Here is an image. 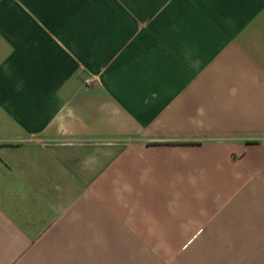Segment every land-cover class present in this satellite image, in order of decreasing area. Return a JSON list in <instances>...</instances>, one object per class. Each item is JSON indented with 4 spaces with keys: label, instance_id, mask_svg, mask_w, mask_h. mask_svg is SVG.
I'll return each instance as SVG.
<instances>
[{
    "label": "crops",
    "instance_id": "crops-1",
    "mask_svg": "<svg viewBox=\"0 0 264 264\" xmlns=\"http://www.w3.org/2000/svg\"><path fill=\"white\" fill-rule=\"evenodd\" d=\"M262 203L264 0H0V264H264Z\"/></svg>",
    "mask_w": 264,
    "mask_h": 264
},
{
    "label": "rangeland",
    "instance_id": "rangeland-1",
    "mask_svg": "<svg viewBox=\"0 0 264 264\" xmlns=\"http://www.w3.org/2000/svg\"><path fill=\"white\" fill-rule=\"evenodd\" d=\"M256 190H257V189H256ZM236 197H237V198H241L240 195H236ZM258 199H259V194H252V195L250 196V199H249V206H250V208H251V210H252L253 212H256V211L258 210L257 207H259V205H260L259 202H261V201H259ZM244 200H245V203L248 202V200H246V196H244ZM262 204L264 205V203H262ZM245 206H247V204H245ZM254 208H257V209H254ZM240 218H242V219H244V218L247 219V217H246V213H244L243 215H240ZM239 245H240V247H239ZM156 246L158 247L159 251H163L164 249H166V248L168 247V244H156ZM235 246L237 247V249L235 248V250L238 251V250H242V246H243V244H242V243H241V244H235ZM172 259L177 260L176 258H172ZM158 260H159L160 263L162 264V261H163L164 259L160 258V259H158ZM174 260H172V262H173ZM171 264H172V263H171Z\"/></svg>",
    "mask_w": 264,
    "mask_h": 264
}]
</instances>
